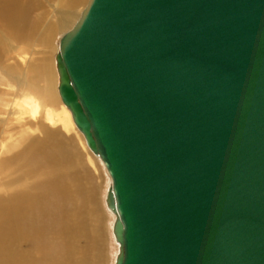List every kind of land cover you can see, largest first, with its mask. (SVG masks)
Masks as SVG:
<instances>
[{"label": "water", "instance_id": "95a60500", "mask_svg": "<svg viewBox=\"0 0 264 264\" xmlns=\"http://www.w3.org/2000/svg\"><path fill=\"white\" fill-rule=\"evenodd\" d=\"M54 60L114 264H264V0H88Z\"/></svg>", "mask_w": 264, "mask_h": 264}, {"label": "rangeland", "instance_id": "374dc122", "mask_svg": "<svg viewBox=\"0 0 264 264\" xmlns=\"http://www.w3.org/2000/svg\"><path fill=\"white\" fill-rule=\"evenodd\" d=\"M87 1L16 0L15 29L0 22V251L18 264H114L109 177L57 91L58 40Z\"/></svg>", "mask_w": 264, "mask_h": 264}, {"label": "bare ground", "instance_id": "6f19581e", "mask_svg": "<svg viewBox=\"0 0 264 264\" xmlns=\"http://www.w3.org/2000/svg\"><path fill=\"white\" fill-rule=\"evenodd\" d=\"M21 10L20 5L16 2V0H0V22L7 23V26L9 29H15V23L12 21L13 17ZM63 19L59 20V23H63ZM2 26V25H1ZM5 26V25H4ZM57 25H52L50 30V33L54 31ZM10 30V32H11ZM5 49V48H4ZM98 158V157H97ZM89 161L92 167L95 168V162L92 159V157L89 156ZM30 200V198L21 197L17 199V205H16V213L21 211V208L24 207V202ZM10 203V202H9ZM30 203V202H29ZM8 206V205H7ZM10 206V205H9ZM2 210V209H0ZM22 234L21 229L18 230V236L20 237ZM20 259L17 257L12 260L10 258H6L0 251V264H18ZM28 261L23 262L22 264H26Z\"/></svg>", "mask_w": 264, "mask_h": 264}]
</instances>
